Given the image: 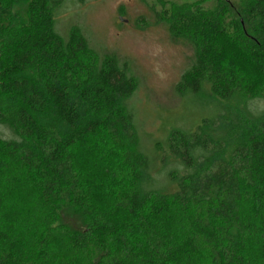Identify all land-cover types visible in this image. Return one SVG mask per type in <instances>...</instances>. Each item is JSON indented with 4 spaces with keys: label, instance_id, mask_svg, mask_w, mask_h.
<instances>
[{
    "label": "trees",
    "instance_id": "trees-1",
    "mask_svg": "<svg viewBox=\"0 0 264 264\" xmlns=\"http://www.w3.org/2000/svg\"><path fill=\"white\" fill-rule=\"evenodd\" d=\"M73 1L86 2L0 0V94L11 102L0 113L10 132L0 134V264H264V110L250 104L264 100V0L163 10L170 37L193 49L179 95L206 83L217 100L195 130L157 144L163 170L173 166L165 184L142 148L128 64L99 56L78 27L58 31ZM220 38L239 46L260 83ZM235 100H245L236 112ZM91 155L98 186L82 168ZM12 183L47 207L32 244L12 231ZM171 211L185 218L176 236L165 225Z\"/></svg>",
    "mask_w": 264,
    "mask_h": 264
},
{
    "label": "rangeland",
    "instance_id": "rangeland-1",
    "mask_svg": "<svg viewBox=\"0 0 264 264\" xmlns=\"http://www.w3.org/2000/svg\"><path fill=\"white\" fill-rule=\"evenodd\" d=\"M199 1L201 0H86L84 5L73 1L61 11L57 24V29L63 36L69 34L72 28L81 29L98 55H117L121 64L126 62L130 74L138 79L137 90L130 98L129 105L135 113L142 148L154 162L157 174L161 172L157 177H160L162 184H165L164 178L173 166L163 170L157 144L167 141L173 129L195 130L203 119L213 114L212 106L217 103L206 83H203V90L199 95H189L186 98L179 95L177 86L190 68L193 49L187 43L174 41L161 18L164 9L180 6L189 9ZM235 1L241 4L243 0ZM207 6L215 7V3L210 2ZM218 43L227 57H235L244 68L243 74L249 81L260 83V74L237 44L228 38H220ZM0 100L2 113L11 102L6 101L1 94ZM244 102L245 100L241 103L240 100L233 101L234 112L237 107H244ZM250 102L252 108L258 105L259 109L264 110V100ZM0 134L4 138L10 137V132L3 126H0ZM91 158L92 155L87 159L88 164H82V168L84 171H92H88L93 180L91 183L98 186L96 184L102 174L91 168ZM2 166L0 164V170ZM5 182L0 174V193L4 190ZM8 189L12 204V231L22 241L32 244L45 229L47 207L31 187L12 183V187ZM96 189L95 198L103 203L104 191L99 187ZM184 219L178 212L171 211L165 220L167 234H181L186 227ZM82 264L89 262L83 261Z\"/></svg>",
    "mask_w": 264,
    "mask_h": 264
}]
</instances>
